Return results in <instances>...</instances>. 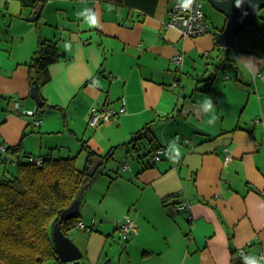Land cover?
<instances>
[{
	"label": "crops",
	"instance_id": "crops-1",
	"mask_svg": "<svg viewBox=\"0 0 264 264\" xmlns=\"http://www.w3.org/2000/svg\"><path fill=\"white\" fill-rule=\"evenodd\" d=\"M133 1L0 0V142L20 162L74 158L82 171L101 158L78 210L92 229L66 233L82 254L72 264H230L232 251L264 264V8L224 49L214 33L226 17L210 0L209 32L196 38L166 26L183 0ZM40 42L59 54L41 108L29 95ZM121 98L125 113L88 125ZM13 101L34 114L16 116ZM10 164L1 154L0 179ZM126 216L136 232L123 240Z\"/></svg>",
	"mask_w": 264,
	"mask_h": 264
},
{
	"label": "trees",
	"instance_id": "trees-1",
	"mask_svg": "<svg viewBox=\"0 0 264 264\" xmlns=\"http://www.w3.org/2000/svg\"><path fill=\"white\" fill-rule=\"evenodd\" d=\"M37 1L23 0L26 4ZM106 1L125 6L138 4L133 0ZM58 58L55 44H38L29 65L30 71H35L38 87L47 80L43 78L47 67ZM30 82L32 84V80ZM139 133L136 135L140 137ZM86 172L87 168L82 171L76 169L74 158L43 156L40 167L28 161L18 162L12 176L0 179V264H42L51 261L63 264L50 238V231L57 225L67 235L80 221L78 213L66 220L60 218V213L70 206L80 188L96 177H88ZM231 254L230 264H251L245 253L232 251Z\"/></svg>",
	"mask_w": 264,
	"mask_h": 264
},
{
	"label": "water",
	"instance_id": "water-1",
	"mask_svg": "<svg viewBox=\"0 0 264 264\" xmlns=\"http://www.w3.org/2000/svg\"><path fill=\"white\" fill-rule=\"evenodd\" d=\"M210 3L216 11L226 17L223 29L214 33L215 42L223 46L224 49L234 47L238 34H240L244 28L251 26L258 12L264 8V0H239V5H237V0H210ZM41 8L42 4L36 6L30 16L31 20L37 19ZM31 78L33 81L29 95L36 103L37 107L41 108L43 106V100L35 80V71L32 72ZM101 163V158L98 156L94 157L86 175L88 177L93 176ZM85 188L86 185H83L70 206L61 211V219L66 220L77 215ZM52 238L59 260L63 264L74 262L82 257L80 250L76 247L74 242L67 235L62 233L60 227L57 225H54L52 228Z\"/></svg>",
	"mask_w": 264,
	"mask_h": 264
},
{
	"label": "built area",
	"instance_id": "built-area-1",
	"mask_svg": "<svg viewBox=\"0 0 264 264\" xmlns=\"http://www.w3.org/2000/svg\"><path fill=\"white\" fill-rule=\"evenodd\" d=\"M166 26L174 28L178 30L183 37L188 38H196L203 36L209 32V25L206 23L204 14L202 12V6L200 0H194V3L190 6V8H183V3L174 2L167 13ZM172 62L181 65L182 64V55L176 54L172 58ZM9 109L16 116H32L34 111L19 109V102L13 101L9 104ZM125 113V99H120V106L117 110L114 109H93L90 114L88 125L91 128L97 127L100 123H106L112 120L115 116ZM35 125L39 124V121L34 122ZM224 149V163L227 165L230 161V157ZM159 150H156L152 154V160L158 161L159 158ZM3 154L6 161H14L15 163L20 162L16 160H12L10 157V150L0 142V155ZM26 161L34 164L36 167H40L42 165V158H29ZM123 169L127 168L126 164L121 165ZM93 223L89 226H86L82 221H79L75 228L91 231ZM115 230L120 235L123 240H127L132 234L136 232V226L128 216L124 218V220L115 226ZM243 254V251L240 252ZM73 262H70L72 264Z\"/></svg>",
	"mask_w": 264,
	"mask_h": 264
},
{
	"label": "rangeland",
	"instance_id": "rangeland-1",
	"mask_svg": "<svg viewBox=\"0 0 264 264\" xmlns=\"http://www.w3.org/2000/svg\"><path fill=\"white\" fill-rule=\"evenodd\" d=\"M203 10L205 11V13H211L212 11L210 10V8L208 7V5L206 4V5H204L203 6ZM203 10H202V12H203ZM261 14H263L262 12H260L259 13V15H261ZM256 24H258L257 22H255ZM248 28H251V27H247V28H245L244 30H242L241 32H240V34H239V36L240 37H243V35L246 33L247 34V31H245V30H248V33L251 31V29H248ZM245 32V33H244ZM8 167H9V172L10 171H16V166H14V165H8ZM50 238L52 239V242H53V238H52V230L50 231ZM42 264H49V263H42ZM67 264H70V263H67Z\"/></svg>",
	"mask_w": 264,
	"mask_h": 264
},
{
	"label": "clouds",
	"instance_id": "clouds-1",
	"mask_svg": "<svg viewBox=\"0 0 264 264\" xmlns=\"http://www.w3.org/2000/svg\"><path fill=\"white\" fill-rule=\"evenodd\" d=\"M194 3V0H183V8L188 9ZM237 5H239V0H237Z\"/></svg>",
	"mask_w": 264,
	"mask_h": 264
}]
</instances>
